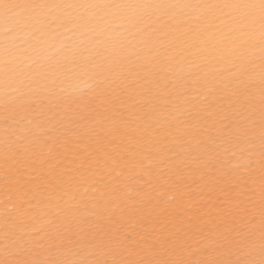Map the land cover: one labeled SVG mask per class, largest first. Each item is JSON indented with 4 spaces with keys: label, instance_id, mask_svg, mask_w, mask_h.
I'll list each match as a JSON object with an SVG mask.
<instances>
[{
    "label": "snow or ice",
    "instance_id": "obj_1",
    "mask_svg": "<svg viewBox=\"0 0 264 264\" xmlns=\"http://www.w3.org/2000/svg\"><path fill=\"white\" fill-rule=\"evenodd\" d=\"M0 264H264V0H0Z\"/></svg>",
    "mask_w": 264,
    "mask_h": 264
}]
</instances>
